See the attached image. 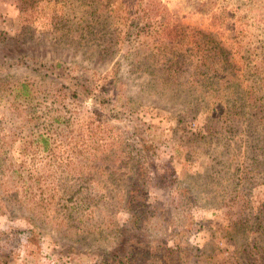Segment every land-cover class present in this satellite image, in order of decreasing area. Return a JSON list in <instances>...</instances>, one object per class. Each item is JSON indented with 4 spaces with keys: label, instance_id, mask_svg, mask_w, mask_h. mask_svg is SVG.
<instances>
[{
    "label": "rangeland",
    "instance_id": "374dc122",
    "mask_svg": "<svg viewBox=\"0 0 264 264\" xmlns=\"http://www.w3.org/2000/svg\"><path fill=\"white\" fill-rule=\"evenodd\" d=\"M159 242L264 264V0H0V264Z\"/></svg>",
    "mask_w": 264,
    "mask_h": 264
},
{
    "label": "trees",
    "instance_id": "16d2710c",
    "mask_svg": "<svg viewBox=\"0 0 264 264\" xmlns=\"http://www.w3.org/2000/svg\"><path fill=\"white\" fill-rule=\"evenodd\" d=\"M142 151H143L145 157L150 159V150L147 147H142ZM153 151L154 150H152V152ZM148 164H149V167H148L149 170L148 171L152 172L154 180H157L158 178H160L161 175L157 171L156 165L154 163H151V162ZM188 193H189L188 188H179V190L177 191V196L175 198H177V199L179 198L177 201H180L182 199V197L187 196ZM129 202H131V205L133 207H139V201H133L132 202V200H130ZM140 203H141V201H140ZM145 207H147V206L145 205ZM175 207H177V204ZM166 213H167V211H166ZM168 215H169V217H174L173 212H171V211ZM130 217H131V219L129 222H131L132 225L141 223V222H138V219H140V217H141L140 215L133 214V216H132V214H131ZM149 220H151V217H146L145 222L149 223L150 222ZM160 244H161V242L157 243L155 246H159ZM154 248H156V247H154ZM180 249H181L180 247H178V248L176 247V249H170L167 246H161L160 245V250H157L155 252V259H157L160 264H188L190 257H191L189 255L190 252L186 251L187 253L181 254ZM131 250H133L132 247H131ZM131 250H128L126 252L123 251L120 254L113 256L111 258L112 260L108 261L107 263L108 264H136L137 261L139 262V260H137L139 258H136L134 255L131 256V254H130L132 252ZM12 253H13V251L10 250V252L5 257L0 256V263H7L9 260H10L9 261V263H10L14 257V255ZM141 255L142 256L140 258H142L145 255L149 256L147 259H150L153 257L154 253L151 250L150 245H149L147 250H145L141 253ZM117 259H119V260H117Z\"/></svg>",
    "mask_w": 264,
    "mask_h": 264
}]
</instances>
